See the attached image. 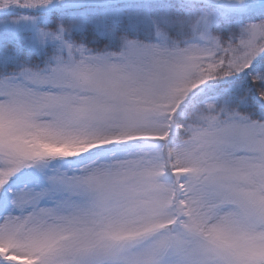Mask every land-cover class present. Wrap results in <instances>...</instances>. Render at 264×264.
Instances as JSON below:
<instances>
[{
	"label": "snow or ice",
	"instance_id": "6c2138e0",
	"mask_svg": "<svg viewBox=\"0 0 264 264\" xmlns=\"http://www.w3.org/2000/svg\"><path fill=\"white\" fill-rule=\"evenodd\" d=\"M0 264H264V0H0Z\"/></svg>",
	"mask_w": 264,
	"mask_h": 264
}]
</instances>
